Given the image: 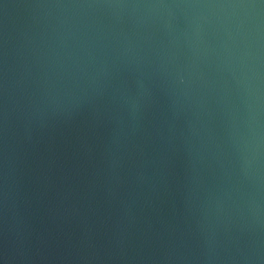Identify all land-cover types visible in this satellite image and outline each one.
Returning a JSON list of instances; mask_svg holds the SVG:
<instances>
[{
    "label": "water",
    "instance_id": "water-1",
    "mask_svg": "<svg viewBox=\"0 0 264 264\" xmlns=\"http://www.w3.org/2000/svg\"><path fill=\"white\" fill-rule=\"evenodd\" d=\"M0 264H264V3L0 0Z\"/></svg>",
    "mask_w": 264,
    "mask_h": 264
},
{
    "label": "snow or ice",
    "instance_id": "snow-or-ice-1",
    "mask_svg": "<svg viewBox=\"0 0 264 264\" xmlns=\"http://www.w3.org/2000/svg\"><path fill=\"white\" fill-rule=\"evenodd\" d=\"M262 3H264V0H261Z\"/></svg>",
    "mask_w": 264,
    "mask_h": 264
}]
</instances>
